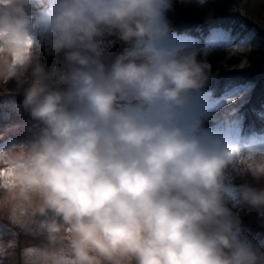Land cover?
I'll return each mask as SVG.
<instances>
[{"label":"clouds","instance_id":"9594fccd","mask_svg":"<svg viewBox=\"0 0 264 264\" xmlns=\"http://www.w3.org/2000/svg\"><path fill=\"white\" fill-rule=\"evenodd\" d=\"M47 2L37 28L29 0H0V63L4 83L23 84L42 46L65 54V71L37 65L24 89L21 106L38 132L12 170L19 196L37 197L51 232L68 233L53 264H264V251L226 218L220 178L231 147L176 122L203 83L194 55L98 59L102 29L125 41L165 34L157 19L166 0ZM128 90L136 106L121 103ZM240 196L264 208V188L245 185Z\"/></svg>","mask_w":264,"mask_h":264},{"label":"trees","instance_id":"16d2710c","mask_svg":"<svg viewBox=\"0 0 264 264\" xmlns=\"http://www.w3.org/2000/svg\"><path fill=\"white\" fill-rule=\"evenodd\" d=\"M206 3L193 7L184 6L179 0H167L164 18L168 31L175 36H190L204 40L215 30H222L231 35H238V38L246 36L247 42L241 48L222 51L211 56H204L200 49L195 47L183 50L178 58L194 55L195 61L204 69L202 86L189 94L201 92L209 97L220 98L237 87L247 89V93L242 103L237 101L221 103L220 107L198 122L194 135L200 136L206 132L224 130L236 125L242 136H262L264 135V0H209ZM135 40L136 38L128 41L122 39V44L126 45ZM117 58L120 57L112 54L102 63L110 66ZM19 91L13 90L9 94L10 97L14 94L11 97L14 102L1 100L0 97V135L1 129L11 127L15 129L16 137L32 139L36 136L38 128L34 127L36 122L32 121L22 108L23 93L17 94ZM228 100L232 101L231 98ZM5 113L8 115H4ZM6 138L5 134L0 141ZM237 151L223 170L224 181L238 190L245 185L257 189L264 188L260 183L264 181V156L261 157L259 151H249L243 147ZM229 211L236 227L242 228L241 231L248 235L250 241L259 245L264 251V208H256L246 203L238 210L237 207H231L229 204ZM48 216L49 220L54 219L51 214ZM40 229L26 224L16 235L17 249L20 250L21 241H43L41 236L46 234H39Z\"/></svg>","mask_w":264,"mask_h":264},{"label":"rangeland","instance_id":"374dc122","mask_svg":"<svg viewBox=\"0 0 264 264\" xmlns=\"http://www.w3.org/2000/svg\"><path fill=\"white\" fill-rule=\"evenodd\" d=\"M208 1L209 0H180V3L184 6L194 7L207 4L206 2ZM165 7H161V15L157 19V23L160 27L166 24L163 15ZM25 8V11L36 23L37 28L42 27L43 21L49 10L47 0H43V2L42 0H29ZM95 39L97 43V52L99 53L98 59L101 62L112 54L126 60H144L147 57L161 59L169 56L178 58L184 49L192 47H198L205 54L204 56H211L220 53V51L241 48L247 42L246 36L238 38V35H230L229 33L220 31H216L204 40H199L200 38L190 36L176 37L167 31L163 35L153 36L152 39H136L132 43L124 45L122 44V39L118 32L107 28L102 29L101 34ZM37 65L42 67L45 73L49 74L63 72L67 68L63 51L49 52L43 46L39 52L35 54L34 63L29 66L22 78L25 81L23 84H18L15 79H10L7 83H4V68L3 64L0 63L1 100L7 99L14 102L11 98L14 94L10 97V92H13V90H20L17 94L23 93L24 89L29 86V83L33 79L32 73ZM246 93L247 89L239 87L232 89L220 98H213L205 93L194 92L187 96L186 102L181 107L176 109V122L190 134L194 135L198 122L201 119H204L211 111L220 107L222 105L221 103H233L234 101L242 103ZM228 98H231L232 101L228 100ZM121 102L130 107L136 106L139 103L135 99L134 93L130 90L122 95ZM145 109L146 106L140 104L139 108L135 110L140 111L142 114H151L150 109H148L147 112H145ZM4 115H8V113ZM1 130L8 137L5 141L0 142V173H4V175H0V217L2 218V220H0V264H53L55 257L61 253V250L67 253L68 233L64 228H62L59 233L51 232L52 220H49V216L45 218L35 212V208L39 205V199L37 197H32L31 201L23 200L14 186L15 181L14 175L12 174L14 165L19 162L27 152L25 145L35 137H32V139L22 137V139L17 140L18 137L15 136V129L8 127ZM10 135L14 136L12 137ZM199 137L208 140H216L222 147L230 146L231 156L235 155L238 152H236V150L242 147L249 151H259L261 157L264 156V135L259 137L242 136L236 125L224 130L204 133ZM220 183L222 203L228 210V216L226 218L233 221L234 219L229 211V204L231 207H237L238 210H240L242 205L247 202L241 198V190L231 187L224 181V172H222ZM260 183L264 186V181H260ZM57 223H59V221H57ZM26 224L32 225L36 229H38V227L41 228L38 230V233H44L46 236H41L44 242H35L34 240L21 241L22 244L19 245L20 250H18L16 235ZM241 229L242 228H239L240 237L250 240L248 235L242 232ZM253 245L258 246L262 251L259 245L256 243H253Z\"/></svg>","mask_w":264,"mask_h":264},{"label":"snow or ice","instance_id":"6c2138e0","mask_svg":"<svg viewBox=\"0 0 264 264\" xmlns=\"http://www.w3.org/2000/svg\"><path fill=\"white\" fill-rule=\"evenodd\" d=\"M0 175H4V173H0Z\"/></svg>","mask_w":264,"mask_h":264}]
</instances>
